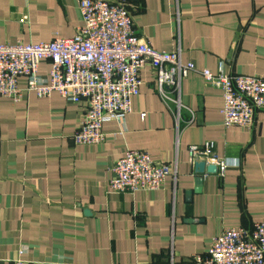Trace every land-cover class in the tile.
Here are the masks:
<instances>
[{"label": "crops", "instance_id": "obj_1", "mask_svg": "<svg viewBox=\"0 0 264 264\" xmlns=\"http://www.w3.org/2000/svg\"><path fill=\"white\" fill-rule=\"evenodd\" d=\"M80 0H0V44L72 37ZM124 2L135 33L193 62L182 84L180 121L150 65L123 123L107 121L99 144H77L83 104L58 92L20 101L0 95V264H195L212 238L264 219V109L250 129L224 126L219 88L201 70L264 79V0ZM49 60L38 74L48 77ZM25 90L26 78L19 79ZM142 114H145L144 116ZM212 142L227 158L220 176L197 173L189 148ZM128 149L177 166L163 187L114 192L113 167Z\"/></svg>", "mask_w": 264, "mask_h": 264}, {"label": "built area", "instance_id": "obj_2", "mask_svg": "<svg viewBox=\"0 0 264 264\" xmlns=\"http://www.w3.org/2000/svg\"><path fill=\"white\" fill-rule=\"evenodd\" d=\"M81 25L72 37H55L38 43L0 44V95L20 101L24 91L48 97L58 92L67 101L83 104L85 113L74 133L77 144H99L105 139L107 121L123 123L133 110V99L140 93L141 70L150 65L158 92L176 108L180 121L183 80L197 71L193 62H183L180 46L174 51L154 48L135 33L133 18L124 2L80 0ZM49 60L47 78L38 74L41 62ZM205 80L222 95L224 126L250 129L256 113L264 109V79L255 75L225 72L219 62L214 73L200 71ZM26 78L23 90L19 79ZM143 116L145 114H142ZM189 157L216 166L222 176L227 158L212 152V142L192 145ZM110 188L114 192L161 189L169 176L177 177V166L156 161L143 150L128 149L114 167ZM195 264H264V219L250 229L225 228L214 236L203 254L193 257ZM1 264H32L23 258Z\"/></svg>", "mask_w": 264, "mask_h": 264}, {"label": "water", "instance_id": "obj_3", "mask_svg": "<svg viewBox=\"0 0 264 264\" xmlns=\"http://www.w3.org/2000/svg\"><path fill=\"white\" fill-rule=\"evenodd\" d=\"M195 170L197 173H201V174L215 173L216 166L213 164H207L205 160H198L195 163Z\"/></svg>", "mask_w": 264, "mask_h": 264}]
</instances>
